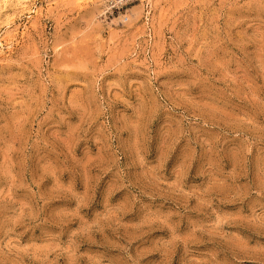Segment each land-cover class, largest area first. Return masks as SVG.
<instances>
[{"label": "rangeland", "instance_id": "374dc122", "mask_svg": "<svg viewBox=\"0 0 264 264\" xmlns=\"http://www.w3.org/2000/svg\"><path fill=\"white\" fill-rule=\"evenodd\" d=\"M0 264H264V0H0Z\"/></svg>", "mask_w": 264, "mask_h": 264}, {"label": "bare ground", "instance_id": "6f19581e", "mask_svg": "<svg viewBox=\"0 0 264 264\" xmlns=\"http://www.w3.org/2000/svg\"><path fill=\"white\" fill-rule=\"evenodd\" d=\"M1 1H3V0H1Z\"/></svg>", "mask_w": 264, "mask_h": 264}]
</instances>
